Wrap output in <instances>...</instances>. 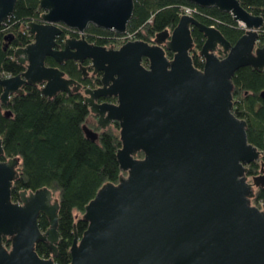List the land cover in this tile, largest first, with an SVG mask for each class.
I'll list each match as a JSON object with an SVG mask.
<instances>
[{"label":"water","instance_id":"obj_1","mask_svg":"<svg viewBox=\"0 0 264 264\" xmlns=\"http://www.w3.org/2000/svg\"><path fill=\"white\" fill-rule=\"evenodd\" d=\"M184 1L230 14L244 34L231 44L217 29L181 16L171 32L156 34L150 44L134 40L106 48L89 44L85 30L94 26L124 35L133 0H39L42 23L26 25L33 42L14 52L25 71L0 77L3 105L12 95H23L26 85L41 86L49 99L82 91L101 130L119 125L116 157L122 174L117 184H103L86 205L87 229L73 239L69 264H264V205L251 204L254 191L264 189V163L249 180L247 167L261 153L248 142L246 122L232 112L235 72L264 71V45H257L264 19L245 10L242 0ZM16 2L0 0V28ZM193 27L204 37L202 70L190 56ZM63 29L80 37L66 39L60 48L56 39ZM11 38H4L5 48ZM46 58L58 65L76 62L83 78L90 67L91 75L101 73L100 86L83 89L46 66ZM108 97L115 103L97 102ZM83 132L97 141L98 133L87 125ZM19 164V158L0 159V264H54L37 256L35 244L44 242L52 257L59 254L58 199L44 187L20 191L13 202ZM40 215L48 221L45 232L37 225Z\"/></svg>","mask_w":264,"mask_h":264},{"label":"trees","instance_id":"obj_2","mask_svg":"<svg viewBox=\"0 0 264 264\" xmlns=\"http://www.w3.org/2000/svg\"><path fill=\"white\" fill-rule=\"evenodd\" d=\"M133 3V15L124 35L89 26L84 33L85 40L91 45L106 48L111 45L112 48L120 47L128 42H123L125 39L150 44L156 34L164 30L171 32L178 25L184 7L194 8L193 17L198 22L217 29L231 44L244 34V29L230 14L215 8L201 9L184 0H133ZM240 5L253 16L264 19V0H242ZM42 13L39 0H17L12 16L0 28L1 78L18 76L25 71V66L14 58V52L33 42L26 25L42 23ZM6 36L13 39L5 48ZM67 36L77 38L79 34L63 29L56 43L62 46ZM191 37L192 64L202 70L203 60L199 51L204 37L194 27L191 28ZM257 45H264V28ZM216 55L220 59L224 57L221 50ZM165 56L171 59L173 54L165 50ZM45 64L58 68L68 79L81 84L83 89L100 86L101 73L91 75L90 67L88 76L83 78L79 65L72 60L58 65L52 58H46ZM142 64L147 67L145 60ZM84 65L89 66V62ZM232 83V112L246 122L248 142L261 153L260 160L247 167V177L251 179L260 173L261 163H264V99L260 97L264 92V71L240 68L235 72ZM40 88L26 85L23 95H12L7 105L0 102V139L4 150V156L0 159L20 160L18 178L11 189L13 202L19 201L20 191L36 192L44 187L58 199L59 240L56 247L59 254L52 257L44 242L35 244V250L38 257L52 258L54 264H69L73 239L75 236L80 238L87 229L88 224L82 219L86 205L103 184H117L122 174L116 157L117 150L121 148L119 125L114 122L101 130L96 123L97 118L84 102L82 91L71 96L61 93L49 99L41 94ZM107 101L115 102V99L109 98ZM6 111L10 112L9 117L4 115ZM84 125L98 133L96 142L85 137ZM137 158H142V154H138ZM251 204L258 208L264 205V189L254 191ZM37 225L41 232L49 227L43 215L39 216ZM2 241L9 249V239L3 237Z\"/></svg>","mask_w":264,"mask_h":264},{"label":"built area","instance_id":"obj_3","mask_svg":"<svg viewBox=\"0 0 264 264\" xmlns=\"http://www.w3.org/2000/svg\"><path fill=\"white\" fill-rule=\"evenodd\" d=\"M194 12H195V9H194V8H191V7H184V8L182 9V14H181V16H190V17H193ZM126 40L130 41L129 39H125V40H123V42L126 41Z\"/></svg>","mask_w":264,"mask_h":264},{"label":"flooded vegetation","instance_id":"obj_4","mask_svg":"<svg viewBox=\"0 0 264 264\" xmlns=\"http://www.w3.org/2000/svg\"><path fill=\"white\" fill-rule=\"evenodd\" d=\"M62 32H63V30H62ZM61 36V35H60ZM80 37V36H79ZM79 37H77V39L79 38ZM69 38H74V37H70V36H67L64 40H63V43H64V41L66 40V39H69ZM13 39V37L11 38V40ZM57 40V39H56ZM11 42V41H10ZM9 42V43H10ZM8 46H9V44H8ZM60 46V48H63V45L61 46V45H59ZM118 48V47H117ZM116 49V48H115ZM83 97H84V95H83ZM111 99V98H113V97H108V98H104V99H99L97 102L98 103H103V102H107V103H115V102H112V101H107V99ZM115 99V98H114Z\"/></svg>","mask_w":264,"mask_h":264},{"label":"rangeland","instance_id":"obj_5","mask_svg":"<svg viewBox=\"0 0 264 264\" xmlns=\"http://www.w3.org/2000/svg\"><path fill=\"white\" fill-rule=\"evenodd\" d=\"M79 34V33H78ZM79 36H80V34H79ZM250 180V179H249Z\"/></svg>","mask_w":264,"mask_h":264}]
</instances>
